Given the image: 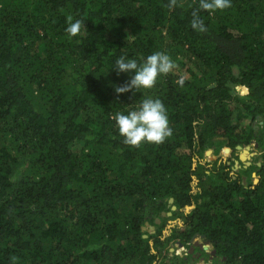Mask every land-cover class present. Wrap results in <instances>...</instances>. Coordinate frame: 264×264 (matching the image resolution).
Returning <instances> with one entry per match:
<instances>
[{
	"label": "trees",
	"instance_id": "1",
	"mask_svg": "<svg viewBox=\"0 0 264 264\" xmlns=\"http://www.w3.org/2000/svg\"><path fill=\"white\" fill-rule=\"evenodd\" d=\"M194 235L264 264V0H0V264H192Z\"/></svg>",
	"mask_w": 264,
	"mask_h": 264
},
{
	"label": "rangeland",
	"instance_id": "2",
	"mask_svg": "<svg viewBox=\"0 0 264 264\" xmlns=\"http://www.w3.org/2000/svg\"><path fill=\"white\" fill-rule=\"evenodd\" d=\"M250 146V150L247 151V152H250L251 155L250 157H248L247 159L244 160V162H249L250 164H253L255 165V163H258L259 159H260V155H261V151L258 150L259 148H253V146L250 144L248 145ZM245 150V147H243L242 149L239 150V154L243 153L244 150ZM248 153V155L250 154ZM209 159H212L211 156L207 157L206 160H209ZM240 157H239V162L235 163L237 164L238 166L235 167L234 165V170L240 174L241 176V180L242 182H244L245 184H249V183H256L258 181V178H256V170L253 168L252 170L248 169V168H245L244 165H241L240 163ZM251 172V174H250ZM176 222L180 223V219H176V220H171L168 222V226L166 227V229L164 230V234L165 235H168L169 234V230L171 228V225H174ZM195 240H197L199 243H202L204 246H208L207 243H206V239H204L203 237L201 236H197L195 238ZM193 246V242H190V244L188 245H182V246H179V244H176L175 246H173V248L175 249V252L180 254V255H184L185 253H188V249H189V246ZM194 253L197 255L198 253H200L198 257H200L198 260H194L192 264H219L218 262L221 261V260H214V259H211V253H210V248L207 247L206 249H200L199 246H194Z\"/></svg>",
	"mask_w": 264,
	"mask_h": 264
},
{
	"label": "water",
	"instance_id": "3",
	"mask_svg": "<svg viewBox=\"0 0 264 264\" xmlns=\"http://www.w3.org/2000/svg\"><path fill=\"white\" fill-rule=\"evenodd\" d=\"M257 118L259 119V118H261V116H257ZM256 123H257V122L255 121V126H256ZM254 145H255L256 148H257V147H258V142H255ZM238 148H239V149H242V147H238ZM246 150H247V151L250 150V146H246V147H245V151H244L243 153L240 154V160H242V161H244L245 159H247V158L250 157V155H251V153H250V155H248V153L246 152ZM245 164L249 165L250 163H249V162H245ZM237 166H238V165L235 164V167H237ZM170 201L172 202V199H170ZM172 209H175V206H173ZM187 210H189V208H187ZM162 214H163V215H166V213H162ZM167 214H170V212L167 213ZM157 222H159V220H157ZM151 228H153V226H152ZM196 237H197V235H194V236L191 238V242H193V246L191 245V246L189 247V249H188V253L192 254L193 256L196 255V254L194 253V249H195L194 246H199L200 249H206L207 247H209V248H210V253H211V259H212L213 257H215V256H216V249H214L213 244L210 243L209 241H206V243H207L208 246H204L202 243H199L197 240H195ZM202 237L205 238V235H202ZM178 244H179V246H182L181 243H178ZM173 250H174V248H171V251H173Z\"/></svg>",
	"mask_w": 264,
	"mask_h": 264
},
{
	"label": "crops",
	"instance_id": "4",
	"mask_svg": "<svg viewBox=\"0 0 264 264\" xmlns=\"http://www.w3.org/2000/svg\"><path fill=\"white\" fill-rule=\"evenodd\" d=\"M255 142H257V140H254L252 143H251V145L253 146V148H255L256 146L254 145L255 144ZM255 146V147H254ZM257 148H259V147H257ZM244 150V149H243ZM258 150H260V149H258ZM245 151V150H244ZM249 151V150H248ZM261 151V150H260ZM247 152V151H246ZM247 153H250V152H247ZM250 155V154H249ZM241 161V163H243L244 161H242V160H240ZM245 163V162H244ZM179 224H181V221H180V223Z\"/></svg>",
	"mask_w": 264,
	"mask_h": 264
},
{
	"label": "flooded vegetation",
	"instance_id": "5",
	"mask_svg": "<svg viewBox=\"0 0 264 264\" xmlns=\"http://www.w3.org/2000/svg\"><path fill=\"white\" fill-rule=\"evenodd\" d=\"M200 253H198L196 256H199ZM200 258V257H199Z\"/></svg>",
	"mask_w": 264,
	"mask_h": 264
}]
</instances>
